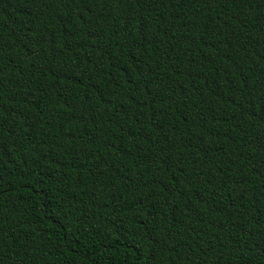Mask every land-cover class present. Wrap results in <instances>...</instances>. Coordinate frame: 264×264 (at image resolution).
Returning <instances> with one entry per match:
<instances>
[{
	"label": "trees",
	"instance_id": "16d2710c",
	"mask_svg": "<svg viewBox=\"0 0 264 264\" xmlns=\"http://www.w3.org/2000/svg\"><path fill=\"white\" fill-rule=\"evenodd\" d=\"M0 264H264V0H0Z\"/></svg>",
	"mask_w": 264,
	"mask_h": 264
}]
</instances>
